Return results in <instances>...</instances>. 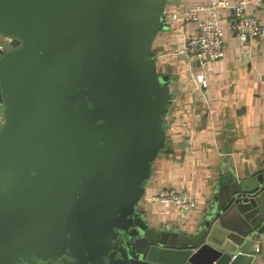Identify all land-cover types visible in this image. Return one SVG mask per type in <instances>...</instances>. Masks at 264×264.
Masks as SVG:
<instances>
[{
	"label": "water",
	"instance_id": "95a60500",
	"mask_svg": "<svg viewBox=\"0 0 264 264\" xmlns=\"http://www.w3.org/2000/svg\"><path fill=\"white\" fill-rule=\"evenodd\" d=\"M175 0H0V264H252L264 174L230 173L193 233L140 201L173 92L153 44Z\"/></svg>",
	"mask_w": 264,
	"mask_h": 264
},
{
	"label": "crops",
	"instance_id": "0c3cea01",
	"mask_svg": "<svg viewBox=\"0 0 264 264\" xmlns=\"http://www.w3.org/2000/svg\"><path fill=\"white\" fill-rule=\"evenodd\" d=\"M206 1L169 3L153 44L158 72L169 76L173 101L164 122L166 145L152 165L140 201L150 226L167 225L189 233L207 214L222 177L264 174V40L243 42L222 19L225 54L208 61L203 86L197 78L202 68L184 51L185 40L197 34V23L173 20L171 14ZM247 11L264 23V13L256 4H249ZM161 188L192 193L196 208L192 212L164 209L157 195ZM260 241L262 252L252 264H264V237Z\"/></svg>",
	"mask_w": 264,
	"mask_h": 264
},
{
	"label": "built area",
	"instance_id": "2783aa9c",
	"mask_svg": "<svg viewBox=\"0 0 264 264\" xmlns=\"http://www.w3.org/2000/svg\"><path fill=\"white\" fill-rule=\"evenodd\" d=\"M251 3L256 4L264 13V0H208L171 14L173 20L197 23V34L185 40L184 51L189 59L198 62L202 68L203 71L197 74V78L203 86L207 85L204 68L208 61L220 59L225 54V29L221 26L222 19L229 22L231 31L243 42L258 38L264 40V23L257 15L247 11ZM219 11H222L221 15L218 14ZM202 12H207L208 15L202 17ZM157 195L166 210L192 212L197 206V200L192 193L176 188H161Z\"/></svg>",
	"mask_w": 264,
	"mask_h": 264
}]
</instances>
